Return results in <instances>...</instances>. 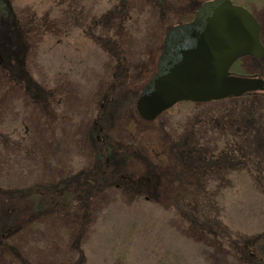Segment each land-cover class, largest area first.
Returning a JSON list of instances; mask_svg holds the SVG:
<instances>
[{
    "label": "rangeland",
    "instance_id": "obj_1",
    "mask_svg": "<svg viewBox=\"0 0 264 264\" xmlns=\"http://www.w3.org/2000/svg\"><path fill=\"white\" fill-rule=\"evenodd\" d=\"M198 1L0 0V264H264V91L134 108Z\"/></svg>",
    "mask_w": 264,
    "mask_h": 264
},
{
    "label": "water",
    "instance_id": "obj_2",
    "mask_svg": "<svg viewBox=\"0 0 264 264\" xmlns=\"http://www.w3.org/2000/svg\"><path fill=\"white\" fill-rule=\"evenodd\" d=\"M263 51L251 12L229 0H204L190 20L165 32L154 72L137 96L136 111L152 120L179 101L206 102L264 91L262 78L229 71L236 59L261 57Z\"/></svg>",
    "mask_w": 264,
    "mask_h": 264
},
{
    "label": "trees",
    "instance_id": "obj_3",
    "mask_svg": "<svg viewBox=\"0 0 264 264\" xmlns=\"http://www.w3.org/2000/svg\"><path fill=\"white\" fill-rule=\"evenodd\" d=\"M203 0H200V1H198V3L197 4H199L200 2H202ZM196 8H197V6H195L194 8H193V10H192V14L190 15L191 17H190V19L193 17V15H194V13H195V10H196ZM190 19H188V20H190ZM174 24V23H173ZM172 25V24H171ZM0 57H4L2 54H0ZM9 59V60H11V61H14L15 63H18L19 61H20V55H17V56H12V57H6V59ZM154 68H155V63H154V67H153V69H152V72H151V74L153 73V71H154ZM150 74V75H151ZM149 75V76H150ZM149 76H147L146 78H145V80H143L142 81V83H141V85H140V88L138 89V93H139V91H140V89L142 88V86H143V84L146 82V80L149 78ZM138 93H137V95H138ZM136 95V96H137ZM245 95H247V94H245ZM244 95V96H245ZM135 99H136V97H135ZM134 108H135V101H134ZM108 114H109V112H108ZM107 114V115H108ZM140 117V116H139ZM141 118V117H140ZM96 123H97V121H95L94 122V125H93V127H92V129L94 130V132H96V133H98L99 131H101V130H99V128L97 127V125H96ZM102 133V132H101ZM145 162H147V164H148V161L146 160V158L144 157V156H142L141 157ZM142 160V161H143ZM144 161H143V163H144ZM142 163V168H140L142 171H143V174H145V175H147L148 176V179H151L150 178V173H148L147 172V170L145 169V165ZM119 168V167H118ZM118 168H116V169H118ZM117 174H119L118 176H117V178H119L118 180H121V181H124V182H126L125 183V185H128L127 187H126V190H128V189H130V188H132L133 189V187H137V185L139 184V182H136L135 184H132V183H130L129 182V174H125V173H121V172H117ZM115 176V174H114V172H113V177ZM151 176H152V174H151ZM139 180L142 182V180L143 179H141V177H139ZM152 180V179H151ZM130 184V185H129ZM150 185V184H149ZM119 187H122L123 188V186L121 185V184H119ZM139 189V188H138ZM149 190H151V188L149 187V189L147 190V192L146 191H144V190H140L139 189V192L143 195L144 193L145 194H148V192H150ZM138 192V194L137 195H140V193ZM2 226L0 227V238L1 239H4V236H5V233H3L2 234ZM4 228V227H3Z\"/></svg>",
    "mask_w": 264,
    "mask_h": 264
}]
</instances>
